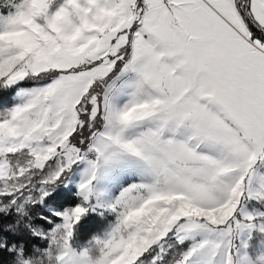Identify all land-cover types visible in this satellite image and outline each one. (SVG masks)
Instances as JSON below:
<instances>
[{
  "label": "snow or ice",
  "instance_id": "1",
  "mask_svg": "<svg viewBox=\"0 0 264 264\" xmlns=\"http://www.w3.org/2000/svg\"><path fill=\"white\" fill-rule=\"evenodd\" d=\"M253 229L264 0H0V264H264Z\"/></svg>",
  "mask_w": 264,
  "mask_h": 264
},
{
  "label": "rangeland",
  "instance_id": "2",
  "mask_svg": "<svg viewBox=\"0 0 264 264\" xmlns=\"http://www.w3.org/2000/svg\"><path fill=\"white\" fill-rule=\"evenodd\" d=\"M99 225V222H98ZM97 227V225L94 227V229ZM96 231V230H95ZM95 231H93L87 239L85 240H79V242L81 244H84L88 239L91 238L92 234L95 233ZM248 230H244V232H242L239 241H237L238 245L241 243L246 242L248 245H250L249 248V253L250 254H256L259 253L261 251H264V244H261V241L264 240V233H259L257 232L255 229L251 230V238H248Z\"/></svg>",
  "mask_w": 264,
  "mask_h": 264
},
{
  "label": "trees",
  "instance_id": "3",
  "mask_svg": "<svg viewBox=\"0 0 264 264\" xmlns=\"http://www.w3.org/2000/svg\"><path fill=\"white\" fill-rule=\"evenodd\" d=\"M98 222L94 218H90L81 225L80 234L78 238L80 240H85L88 238V236L95 231L98 228ZM97 225V227L94 229V227Z\"/></svg>",
  "mask_w": 264,
  "mask_h": 264
},
{
  "label": "clouds",
  "instance_id": "4",
  "mask_svg": "<svg viewBox=\"0 0 264 264\" xmlns=\"http://www.w3.org/2000/svg\"><path fill=\"white\" fill-rule=\"evenodd\" d=\"M90 239H92V238H90ZM45 259H46V257H45Z\"/></svg>",
  "mask_w": 264,
  "mask_h": 264
}]
</instances>
